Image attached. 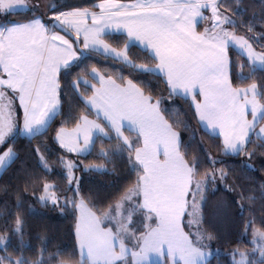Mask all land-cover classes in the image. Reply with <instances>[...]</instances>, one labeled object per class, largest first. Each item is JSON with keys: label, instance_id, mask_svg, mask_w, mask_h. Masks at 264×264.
Instances as JSON below:
<instances>
[{"label": "snow or ice", "instance_id": "6c2138e0", "mask_svg": "<svg viewBox=\"0 0 264 264\" xmlns=\"http://www.w3.org/2000/svg\"><path fill=\"white\" fill-rule=\"evenodd\" d=\"M255 7L0 0V264H222L232 227L251 239L230 264H264ZM93 175L112 178L103 194ZM37 206L71 220L70 249L49 251Z\"/></svg>", "mask_w": 264, "mask_h": 264}, {"label": "trees", "instance_id": "16d2710c", "mask_svg": "<svg viewBox=\"0 0 264 264\" xmlns=\"http://www.w3.org/2000/svg\"><path fill=\"white\" fill-rule=\"evenodd\" d=\"M245 3H252L254 5H257V7L249 9V15H251L253 11H256L257 13H259V7H258L259 0H245ZM13 18H16V17H9V19H13ZM113 35L115 36L118 34L114 33ZM92 63H95V61H93ZM103 66L104 65H101V67ZM35 143L36 141L34 140L33 144ZM213 154L214 155L216 154L215 151L213 152ZM49 159L51 160L53 159V157H49ZM224 159H225V163L228 165H231L234 163V161L230 158H224ZM91 160L92 158L89 157V159L86 160L85 163H88ZM96 162L99 163V161H96ZM251 163H253L254 167L257 169V171L254 173V176L256 179V187L258 188V185L260 182L259 178L261 175H264V173H261L259 171L261 161L259 159H255ZM217 167H221V165L218 164ZM57 171L59 170L57 169ZM234 178H239L241 182H247V178L242 176L238 169L229 176V182H231L232 179ZM110 179L112 178L109 176L93 175L91 177H85V184L86 186L96 187L97 189L100 190L101 194H103L105 191H107L106 182ZM53 180H56L57 182H59V177L54 175ZM3 184H4V178L0 177V185H3ZM3 198H4V193L0 192V200H3ZM215 199H216L215 197H210L209 207L206 210V214L209 216L212 213L211 205L215 201ZM37 211L40 212L42 216L35 218L33 221V225L35 227L39 225L41 222H43L46 225V227L42 228L41 230L46 231L48 237L50 238V243L48 246L49 251L50 252L55 251L58 246L65 248L66 250L70 249L72 245L74 244V236L71 235V229H70L71 220L62 218L61 216L57 214L55 210L40 209L37 206ZM257 215H259L258 211H257ZM229 231L231 232L230 239L232 240V243L219 245V247L221 248L222 264L224 261H227V264H230V261H231L230 256L225 257L223 255V252L230 251L231 248L237 247V243H239V246L241 247L242 250L246 247H250V245L248 244V240L251 239L250 234L245 238H241L239 236V230H237L235 227H232L231 229H229ZM216 247L217 245L214 243L213 248L215 249ZM213 264H216L215 260H213Z\"/></svg>", "mask_w": 264, "mask_h": 264}, {"label": "crops", "instance_id": "0c3cea01", "mask_svg": "<svg viewBox=\"0 0 264 264\" xmlns=\"http://www.w3.org/2000/svg\"><path fill=\"white\" fill-rule=\"evenodd\" d=\"M125 2H127V1H125Z\"/></svg>", "mask_w": 264, "mask_h": 264}]
</instances>
